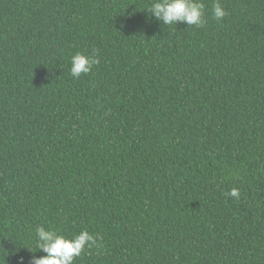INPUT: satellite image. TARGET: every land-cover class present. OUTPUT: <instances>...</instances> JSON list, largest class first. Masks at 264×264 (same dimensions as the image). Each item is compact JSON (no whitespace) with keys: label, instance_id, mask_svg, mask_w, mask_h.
<instances>
[{"label":"trees","instance_id":"1","mask_svg":"<svg viewBox=\"0 0 264 264\" xmlns=\"http://www.w3.org/2000/svg\"><path fill=\"white\" fill-rule=\"evenodd\" d=\"M199 2L202 27L0 0V264L44 256L40 226L97 237L74 264H264V0Z\"/></svg>","mask_w":264,"mask_h":264},{"label":"clouds","instance_id":"2","mask_svg":"<svg viewBox=\"0 0 264 264\" xmlns=\"http://www.w3.org/2000/svg\"><path fill=\"white\" fill-rule=\"evenodd\" d=\"M204 8L205 5L199 0H152L146 10L164 25L183 23L202 27L205 23ZM226 14L220 0H215L212 5L214 19L222 20ZM98 63V59L77 52L71 58L70 74L73 78L79 79L81 75L90 73L92 67ZM227 195L239 199L240 193L233 188ZM35 231L37 247L45 255L40 257L34 255L31 264H74L75 258L79 257L86 247L97 244V237L87 230L79 232L72 238L43 226L37 227Z\"/></svg>","mask_w":264,"mask_h":264}]
</instances>
